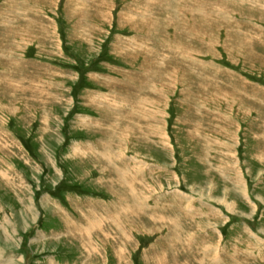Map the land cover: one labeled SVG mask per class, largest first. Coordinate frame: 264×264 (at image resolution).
Returning a JSON list of instances; mask_svg holds the SVG:
<instances>
[{
	"label": "rangeland",
	"instance_id": "obj_1",
	"mask_svg": "<svg viewBox=\"0 0 264 264\" xmlns=\"http://www.w3.org/2000/svg\"><path fill=\"white\" fill-rule=\"evenodd\" d=\"M0 264H264V0H0Z\"/></svg>",
	"mask_w": 264,
	"mask_h": 264
},
{
	"label": "bare ground",
	"instance_id": "obj_2",
	"mask_svg": "<svg viewBox=\"0 0 264 264\" xmlns=\"http://www.w3.org/2000/svg\"><path fill=\"white\" fill-rule=\"evenodd\" d=\"M107 154V153H106ZM98 156V155H97ZM105 155H103V157H104ZM113 159V158H112ZM120 217V216H119ZM103 221V220H102ZM113 221H115V220H113ZM112 222V221H111ZM93 224V223H92ZM115 224V223H114ZM78 226V225H77ZM80 227L78 226L76 229L77 230H79V233L81 232V229H79ZM91 250V249H90ZM90 252V251H89ZM92 252V251H91Z\"/></svg>",
	"mask_w": 264,
	"mask_h": 264
}]
</instances>
